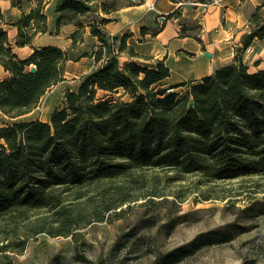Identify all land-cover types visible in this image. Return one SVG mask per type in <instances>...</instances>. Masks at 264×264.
<instances>
[{
	"label": "trees",
	"instance_id": "16d2710c",
	"mask_svg": "<svg viewBox=\"0 0 264 264\" xmlns=\"http://www.w3.org/2000/svg\"><path fill=\"white\" fill-rule=\"evenodd\" d=\"M1 1L0 65L10 76L0 82V112L16 119L65 79L83 24L78 19L95 6L94 0H56L55 32L78 28L72 47L36 48L23 59L1 24ZM35 2L26 13L24 6ZM45 5V0H12L23 11L14 24L17 47H33L39 34L49 32ZM102 9L109 14L107 6ZM263 10L264 4L251 16L254 28L241 52L255 38L264 39ZM90 25L100 42L92 56L97 67L76 91L66 92L64 107L53 111L49 122L0 127L1 258L24 251L37 236L69 237L128 203L161 196L162 173L173 182L198 175L205 184L264 177V70L252 73L239 58L199 83L183 84V92L158 90L171 75L165 61L122 64L123 53L140 57L128 36ZM34 66L37 71L31 72ZM121 89L131 100L113 96ZM100 91L107 94L98 98Z\"/></svg>",
	"mask_w": 264,
	"mask_h": 264
},
{
	"label": "rangeland",
	"instance_id": "374dc122",
	"mask_svg": "<svg viewBox=\"0 0 264 264\" xmlns=\"http://www.w3.org/2000/svg\"><path fill=\"white\" fill-rule=\"evenodd\" d=\"M2 1L5 13L1 24L14 44V24L23 11L12 5L6 7L5 2L12 0ZM45 2L44 11L53 23L58 16L56 0ZM125 3L94 0L95 11L78 19L83 24L72 51L75 59L66 64L65 79L52 87L31 113L10 119L0 112V127L13 122H49L53 111L64 107L66 92L76 91L83 78L97 67L92 56L100 42L92 35L90 24L107 31L102 20H110L118 6L122 8ZM36 4H26L24 11L29 13ZM77 29L69 25L59 34H39L43 36L34 44L53 43L67 50L72 47V35ZM16 51L24 56L29 50ZM134 59L128 53L120 56L122 64ZM251 61L249 57L247 63ZM2 75L1 71L0 78ZM162 84L157 85L158 90L176 88ZM124 93L121 89L113 96L131 100V95ZM106 94L100 91L98 98ZM162 177L161 196L128 203L108 214L105 221L81 226L69 237L37 236L24 251L0 257V264H264V177L208 184L198 175L179 182L170 181L164 173ZM180 255V260L172 262Z\"/></svg>",
	"mask_w": 264,
	"mask_h": 264
},
{
	"label": "crops",
	"instance_id": "0c3cea01",
	"mask_svg": "<svg viewBox=\"0 0 264 264\" xmlns=\"http://www.w3.org/2000/svg\"><path fill=\"white\" fill-rule=\"evenodd\" d=\"M124 1L125 5L106 24L108 33L117 37L128 36V44L140 56L134 59L135 62L154 66L159 60L165 61L171 75L164 85L176 87L174 92H183L186 89L183 84L199 83L217 69L236 63L239 58L252 73L264 70V39L255 38L241 52L246 36L254 28L251 16L264 4V0H221L219 6L210 7L208 11L201 7H186L177 11L171 0ZM5 3L6 7L12 5L10 1ZM150 5H154V9ZM2 9L5 13L3 6ZM50 21L49 32L54 33L56 18L53 23ZM17 35L18 29L14 26L12 45L15 53L23 59L36 48L55 45L45 43L17 47ZM17 48L29 51L21 56ZM206 52L212 57L206 56ZM249 57L252 61L247 63ZM1 71L0 82L10 76L2 65Z\"/></svg>",
	"mask_w": 264,
	"mask_h": 264
},
{
	"label": "built area",
	"instance_id": "2783aa9c",
	"mask_svg": "<svg viewBox=\"0 0 264 264\" xmlns=\"http://www.w3.org/2000/svg\"><path fill=\"white\" fill-rule=\"evenodd\" d=\"M135 2L139 0H133ZM176 6V10H182L186 7H201L205 11H208L210 7H215L220 5L221 0H171ZM151 9H154V5H150Z\"/></svg>",
	"mask_w": 264,
	"mask_h": 264
},
{
	"label": "water",
	"instance_id": "95a60500",
	"mask_svg": "<svg viewBox=\"0 0 264 264\" xmlns=\"http://www.w3.org/2000/svg\"><path fill=\"white\" fill-rule=\"evenodd\" d=\"M206 56H208L209 58L212 57V55H211L210 53H208V52H206ZM36 71H37L36 66L32 67L31 72H36ZM169 92H170V93H173V92H174V89H171ZM189 106H190V107H194V102L191 101Z\"/></svg>",
	"mask_w": 264,
	"mask_h": 264
}]
</instances>
